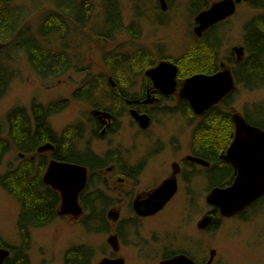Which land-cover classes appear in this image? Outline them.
<instances>
[{
	"label": "rangeland",
	"instance_id": "1",
	"mask_svg": "<svg viewBox=\"0 0 264 264\" xmlns=\"http://www.w3.org/2000/svg\"><path fill=\"white\" fill-rule=\"evenodd\" d=\"M11 1L12 6L21 12L24 19L19 29V32H22L20 37L0 50V59L11 76L6 92L0 98V136L4 137L7 133L6 118L13 109L25 108L30 113L34 104L48 107L63 101L65 106L52 115L49 120L52 126L50 127L59 137L64 135L66 138L72 137V142H80L79 147L82 150L91 147L93 151L103 153L107 147L121 145L124 148H135L129 155L139 159L145 153L151 152L153 143L159 138L158 133L164 143L173 135L181 139L183 145L187 143V154L189 153L193 135L197 136L194 129L198 121L189 123L188 117L186 125L180 117H172L167 119L170 121L162 120L160 124L150 127L141 135L136 134L129 126L130 120L126 118L115 136L99 139L91 134L93 124L87 119L93 109L90 101L75 99L72 95L80 87L87 88L91 80L100 78L101 84H105L111 74L121 78V70H112L117 66L114 61L120 62L125 56L131 58V61L139 60L141 52L148 54V60L152 58L156 61L160 56H166L177 59L182 64L183 57L190 51L189 48L199 43L202 59L212 68L215 64L212 60L214 52L211 53L202 44V40L192 33L196 14H190L189 7L193 3L191 0H175L166 12L160 10L156 0H112L116 1L115 9L120 13L122 27L112 38L105 35L107 30L104 29L105 24L110 25L104 22L106 17L111 12L115 14L114 10H109L112 7L111 0H76V4H82L80 9L85 20L83 22L82 18L64 17L67 27L64 54L70 60V67L63 74L45 78L35 71L36 68L31 65L27 53L33 47V38L45 44L44 37L54 36L56 40H53L50 48L59 52L62 43L58 31L55 35L42 34L44 21H59V9L55 4L59 0ZM63 2L62 0L61 3ZM263 14L264 9L251 7L247 3L239 5L236 14L218 29L221 39L218 55L221 59L231 58L233 47L243 45L244 34L250 33L254 26H262L258 18ZM261 29H264V26ZM104 38L108 41H104ZM2 47L0 45V48ZM186 48L187 54H184ZM235 56L237 57L236 53ZM148 60L144 61V71ZM184 67L181 69L182 73L186 71ZM190 67L191 62L187 56V68ZM108 70L113 72L109 73ZM189 76L192 74L187 71V77ZM136 89H140V81ZM136 89L131 93H135ZM1 91L2 86L0 93ZM230 101L231 112L245 113L259 120L260 110L264 112V85L252 89L237 86ZM78 127L80 130H77ZM75 131H79L81 137L76 136ZM141 145L144 146L143 150L137 152L136 148ZM18 153L13 146L9 148L0 164V175L10 166H18ZM148 176L151 177V174ZM187 190L190 191H187V227L182 223V219L179 220L178 214H168L171 223L165 228L144 229L145 233H141L142 237L149 239L150 249H145L141 254L139 247L131 246L124 251L126 264H159L156 252L161 250L162 244L171 243H174L172 247L176 251L185 249L179 251H187V255L197 263L207 261L211 250H215L214 264H264V215L257 216L252 221L226 222L218 229L210 230L204 219L207 207L203 175L195 174L187 182ZM260 207L258 208L263 209L264 205ZM170 209L175 207L172 205ZM20 211L21 206L17 199L0 187V237L3 247L14 248L21 243L18 229ZM83 222V219L73 221L69 217H58L48 226L32 230L29 264H63L67 251L77 245L93 247V264L100 262L106 253L108 234L95 233L87 229Z\"/></svg>",
	"mask_w": 264,
	"mask_h": 264
},
{
	"label": "flooded vegetation",
	"instance_id": "2",
	"mask_svg": "<svg viewBox=\"0 0 264 264\" xmlns=\"http://www.w3.org/2000/svg\"><path fill=\"white\" fill-rule=\"evenodd\" d=\"M191 1L193 3H191L189 11L191 15L196 14L194 16L196 18L199 13L209 10L211 6L222 0ZM174 2L175 0H156V4L162 12L168 11ZM243 3H247L257 9H264V0L242 1L236 4L235 13L232 16L211 24L201 32L199 37L202 40V44L207 49L209 48L208 50L211 49L214 52L212 60L215 63L211 68V72L200 74L214 75L221 70L222 65H225L230 69L235 80V88L218 104L212 106L203 114L196 115L187 102V98L182 96L183 83L188 78L186 55L183 57L184 62L182 64L179 60L166 56H160L159 59L153 61L149 55L151 59L148 60V54L143 52L140 53L141 59L139 60L131 61V58L125 56L120 62L114 61L117 66L112 69L113 71L115 69L121 70L123 73L121 78L114 77L111 74L105 84H101L100 78L91 80L88 82L87 88L80 87L72 95L75 99L90 101L89 103L93 109H91L87 119L93 124L91 134L99 139L115 136L122 128L126 118L130 120L129 126L136 131V134L141 135L150 127L160 124L162 120L166 121L172 117H180L185 121L186 125L188 117L189 123L198 121L194 129V133L197 136L193 135L188 154L187 143L183 145V141L181 142V139L174 135L167 143H164L158 133L157 136L159 138L153 143L151 152L145 153V156L143 155L139 159L129 155L135 148H124L121 145L114 147L115 149L107 147L103 153H97L91 147H86V149L82 150L79 147L80 142H72V137L66 138L64 135L59 137L54 132L49 122L53 117L52 115L48 117L47 121L49 126H51L52 135L48 136L47 140L37 146L34 151L27 154L18 153L19 159H28L33 162H37L39 158L44 160L45 169L42 175V182L49 189L51 188L44 183L43 176L51 161L75 164L86 168L87 180L78 200L83 213L79 218L72 220L81 221L83 219L87 229L95 233L104 232L108 234L106 253L97 264H101L106 259L123 260V264H126V255H123V253L131 246L139 247V253L141 254L145 249H150L149 239L142 237L141 233H145L144 229L156 230L165 228L171 223L167 215L172 212L178 214L179 220L182 219V223L187 227V182L195 174H200L204 177V183H206L205 201L215 188L227 189L237 179L239 169L226 158L228 149L236 135V126L233 121V115L236 113L231 112L229 109L231 107L230 98L238 86L235 69L246 65L245 60L248 57V48L244 40L243 45L239 46L243 49L241 57L234 51L235 47H233L230 53L231 58L221 59L218 55L221 40L218 35V29L229 22V18L236 14L239 5ZM258 19L261 25L264 26L262 24L264 23V14L260 15ZM104 22L110 24L108 25L109 27L105 24L104 28L107 30L105 35L108 38H112L122 28L119 11L114 15L109 13ZM196 27L197 23L194 20L192 26L194 35ZM259 33H264V29H260V26H254L249 33V44L254 51L256 47H259L258 44L261 41L256 40V35ZM65 35L67 36V34ZM65 35L62 33L60 38L62 44L59 46V52L62 53H65L64 48L66 45L64 40L67 38ZM96 39L98 40V38ZM104 41H108V39L104 38ZM184 54H187V48ZM145 59L149 63L144 71ZM161 62H169L177 68L173 87L156 86L151 79L145 76L147 70L158 66ZM251 64L252 66H257L260 63L255 60ZM261 64L264 65V62ZM69 67L70 60L66 65L61 64L57 72H54L51 76L63 74ZM183 67L186 68L184 73L181 71ZM140 68H142L141 71ZM113 71L108 70L109 73ZM139 81L140 89H136ZM107 85L109 90H107ZM133 89H136L135 93H131ZM172 89L173 92H169ZM213 115L216 117L215 120H211ZM241 115L250 125L264 131V112L260 110L261 120L253 119V117L245 113ZM77 130H80V127ZM75 133L76 136L81 137L79 131H75ZM199 133L201 134L200 137ZM47 144L51 145L50 149L43 152L38 151L39 148ZM143 148V145L139 148L137 147V152L138 150L142 151ZM189 157L201 159L203 163L192 161ZM148 174H151V177ZM166 186H168L167 194L172 193L175 188L174 194L160 209L156 212H151V209H155L154 204L158 201L154 199V195ZM55 192L60 198L59 192ZM60 205L61 198L58 209ZM172 205L175 209H170ZM262 205H264V195L246 209L228 217L222 214L221 209L208 204L206 201L207 210L204 214V219L209 229L215 230L226 222L236 220L252 221L253 218L264 215V208H258L260 206L262 208ZM86 213L87 215H85ZM57 217L60 216L57 215ZM69 218L71 219V217ZM159 231L157 230V232ZM185 234L187 237V232ZM21 244L22 241L20 245L14 248L0 246V248L9 251V256L3 264H29L28 254L31 242L25 248ZM173 244H162L161 250L156 252L158 254L157 260H160L159 264L176 256L184 255L187 257V251H179L185 249H177L178 251H176L172 247ZM80 246H83L87 252L85 254L87 261L84 264H93L95 256L93 247L89 245H77L75 247ZM212 264H214V261Z\"/></svg>",
	"mask_w": 264,
	"mask_h": 264
},
{
	"label": "trees",
	"instance_id": "3",
	"mask_svg": "<svg viewBox=\"0 0 264 264\" xmlns=\"http://www.w3.org/2000/svg\"><path fill=\"white\" fill-rule=\"evenodd\" d=\"M63 1V3H61L62 0L54 1L56 7L59 9L58 15H60V18L57 21L49 17L48 19L51 21H44L43 35H55L57 31L59 38L62 37V33L65 35L67 33V27L64 17L82 18L84 22L85 17L84 14L82 15L80 9L82 4H76V0ZM71 1L75 3H71ZM11 2V0H0V45L3 46L0 50L8 46L9 43L17 40L22 34L21 31L19 32V29L24 18L20 14L21 12L12 6ZM111 6L109 10H114L113 12L117 13L118 10L115 9L116 1L111 0ZM245 37V44L248 48V57L245 60L246 65L236 68L235 75L238 86L252 89L259 85H264V65L261 64L264 62V33L256 35V40L261 41L255 51L249 44V33ZM34 39L33 47H31L27 55L31 65L36 68L35 71L39 76L42 78L48 77L54 74V72H57L61 64L66 65V63H69L64 53L53 51L50 48L53 40H56L55 36L49 38L44 37L45 44ZM200 47L201 44L199 45L198 43L189 48L190 51L187 56L191 62V67L187 68V71L190 75L195 73H209L212 70L205 63V60L202 59ZM209 51L212 53L211 49ZM255 60L260 64L252 66L251 63ZM3 74L5 75L3 76ZM10 79L11 76L7 67L3 65V60L0 59V87H3L0 98L6 92ZM64 106L65 102L61 101L51 104L48 107H41L34 104L30 113L25 108H16L9 112L6 118V124H8L7 133L4 137L0 136V164L3 156L11 146L19 153L27 154L44 143L48 136L52 135L51 128L47 122L48 117L59 112ZM215 118V115H213L211 120H215ZM200 136L201 134L199 133ZM18 161V166H10L4 174L0 175V187L14 196L21 206L18 229L22 241L21 246L25 248L31 242L32 230L46 227L58 218L56 212L60 204V198L55 191L47 188L42 182V175L45 169L43 159L39 158L37 162L28 159H19ZM0 246H3L1 237ZM86 253L83 246L73 247L67 251L64 263L84 264L87 261V257H85Z\"/></svg>",
	"mask_w": 264,
	"mask_h": 264
},
{
	"label": "water",
	"instance_id": "4",
	"mask_svg": "<svg viewBox=\"0 0 264 264\" xmlns=\"http://www.w3.org/2000/svg\"><path fill=\"white\" fill-rule=\"evenodd\" d=\"M247 0H222L215 3L207 11L199 13L195 21V34L201 32L211 24L223 20L235 13L236 4ZM234 51L241 57L243 49L235 47ZM177 68L169 62H161L158 66L146 71L145 76L151 79L156 86L175 85ZM182 96L187 98L191 109L196 115L203 114L212 106L218 104L228 93L235 88V80L227 66L214 75L195 74L188 77L183 83ZM169 92H173V89ZM236 126V135L228 149L226 158L236 168L239 175L233 185L227 189L215 188L207 197L208 204L218 207L225 216H232L249 207L253 202L264 195V131L250 125L245 118L236 113L233 115ZM51 148L47 144L39 148L43 152ZM192 161L203 163V160L189 157ZM87 180V170L83 166L51 161L44 176V183L51 189L59 192L61 205L57 210L60 217L69 216L79 218L83 210L79 206V195ZM168 186L163 187L154 199L158 200L151 212L160 209L174 194H167ZM112 242V240H111ZM216 251H211L210 259L205 263H197L187 255L176 256L161 264H212ZM9 251L0 248V264L8 258ZM101 264H123V260H103Z\"/></svg>",
	"mask_w": 264,
	"mask_h": 264
}]
</instances>
